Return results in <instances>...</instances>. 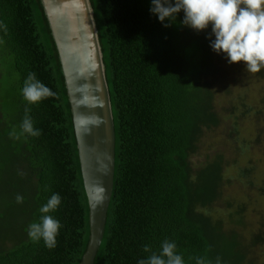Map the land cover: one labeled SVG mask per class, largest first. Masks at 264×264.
Wrapping results in <instances>:
<instances>
[{
  "label": "trees",
  "instance_id": "trees-1",
  "mask_svg": "<svg viewBox=\"0 0 264 264\" xmlns=\"http://www.w3.org/2000/svg\"><path fill=\"white\" fill-rule=\"evenodd\" d=\"M86 1L114 132L112 190L93 264H138L150 255L144 245L159 253L165 239L175 242L185 264H196V257L256 264L259 248L264 264V211L248 230L244 202H224L226 222L210 215L229 182L227 161L215 151L190 164L204 129L221 128L237 140V123L252 111L260 127L262 110L246 104L245 88L230 97L222 52L210 47L211 25L199 32L185 26L181 10L164 27L149 11L151 0ZM29 73L56 96L28 104L21 88ZM220 91L229 100L218 111ZM25 107L41 134L10 138ZM261 135L255 130V144ZM262 155L264 165V146ZM254 169L249 165L234 176L264 191V178L256 181ZM0 190V264L79 262L88 239L87 203L61 67L40 0H0ZM54 193L61 203L49 215L61 227L49 249L43 240L32 242L27 231ZM6 217L11 224L3 228Z\"/></svg>",
  "mask_w": 264,
  "mask_h": 264
},
{
  "label": "water",
  "instance_id": "water-1",
  "mask_svg": "<svg viewBox=\"0 0 264 264\" xmlns=\"http://www.w3.org/2000/svg\"><path fill=\"white\" fill-rule=\"evenodd\" d=\"M57 52L87 203L88 239L77 264H93L112 190L114 132L86 0H40Z\"/></svg>",
  "mask_w": 264,
  "mask_h": 264
},
{
  "label": "clouds",
  "instance_id": "clouds-1",
  "mask_svg": "<svg viewBox=\"0 0 264 264\" xmlns=\"http://www.w3.org/2000/svg\"><path fill=\"white\" fill-rule=\"evenodd\" d=\"M181 10L184 13L181 24L198 32L211 25L209 37L214 35L215 39H210V47L218 54H226L229 64L243 62L250 73L264 69V0H151L149 9L164 27H170ZM166 19L169 23H164ZM21 94L28 104L56 96L36 78L35 73L28 74ZM24 112L19 131L13 127L9 132L10 138L26 139L27 136L37 137L41 134L33 126L30 108L25 107ZM23 199L19 194L16 196L17 203H22ZM60 203V195L54 193L40 207L38 221L28 225L27 235L32 242L43 240L47 248H55L61 224L49 213L55 211ZM176 247L175 242L167 239L162 242L159 253L144 245L143 251L150 255L138 260V264H185L182 255L177 254ZM195 259L196 264H212L205 257ZM215 264H222L220 257L216 258Z\"/></svg>",
  "mask_w": 264,
  "mask_h": 264
},
{
  "label": "rangeland",
  "instance_id": "rangeland-1",
  "mask_svg": "<svg viewBox=\"0 0 264 264\" xmlns=\"http://www.w3.org/2000/svg\"><path fill=\"white\" fill-rule=\"evenodd\" d=\"M221 56L223 61L222 68L226 70L228 76H230L228 77V79H230L229 83H227V86H230L231 88L230 92L232 95L230 97H233L236 92H240L245 88L246 104L252 107L259 105L261 108L260 110H262L260 117L257 120L260 127L254 126L253 122L255 114L252 111L248 117L237 123V140L227 138L221 128L210 130L204 129L200 138L199 151L190 157V164L191 166L198 165L199 162L204 161L205 157L211 156L215 151L223 156L227 161V166L224 167V170L226 169L225 176H228L229 182L224 186L221 198L213 203L210 215L213 218H221L226 222L227 212H225L226 209L224 208V202L233 199L232 207L233 205L235 206L236 204L244 202L246 207L245 210H243L245 213L243 217L245 224L250 226L246 227L248 230L256 221L255 217L258 214L257 212L260 210L264 211V191L258 189V184H254V186L247 185V178L237 180V175L234 176V172L251 165L255 168L254 172L256 181L264 178V165L262 161V148L264 146V73L262 72V74L260 71V73H250L246 71L243 62L229 64L226 54L222 53ZM221 93L222 92L220 91L219 94L221 97L219 96L220 98H217L216 100V109L218 111H220L221 108L226 107L229 100L227 96H222ZM257 129L262 133L259 138V144H255L254 141V134ZM233 160L234 164H231ZM251 178L253 179V176ZM241 181L243 184H241ZM4 189L5 188H3L2 191H4ZM224 209L225 211H223ZM8 219L9 218L6 217L4 222H2L3 228L10 226L11 223H9ZM10 228L13 229V225ZM252 251L257 256V249L252 248ZM258 252L259 256H257L258 258L256 257V260H254L253 263L263 264L260 248L258 249Z\"/></svg>",
  "mask_w": 264,
  "mask_h": 264
}]
</instances>
